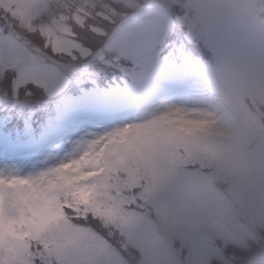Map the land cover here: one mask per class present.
Listing matches in <instances>:
<instances>
[{"label": "snow or ice", "instance_id": "1", "mask_svg": "<svg viewBox=\"0 0 264 264\" xmlns=\"http://www.w3.org/2000/svg\"><path fill=\"white\" fill-rule=\"evenodd\" d=\"M0 264H264V0H0Z\"/></svg>", "mask_w": 264, "mask_h": 264}]
</instances>
